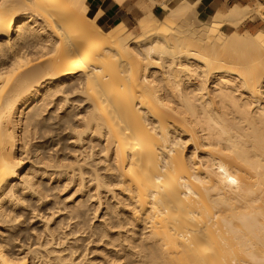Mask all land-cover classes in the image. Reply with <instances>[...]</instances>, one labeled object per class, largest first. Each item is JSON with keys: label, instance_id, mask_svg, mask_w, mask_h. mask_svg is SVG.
<instances>
[{"label": "bare ground", "instance_id": "6f19581e", "mask_svg": "<svg viewBox=\"0 0 264 264\" xmlns=\"http://www.w3.org/2000/svg\"><path fill=\"white\" fill-rule=\"evenodd\" d=\"M165 2L162 23L139 22L129 37L122 22L105 30L87 0H0V218L20 187L41 196L29 171L20 178L21 156L37 126L58 119L104 143L106 164L87 171L65 132L56 161L50 141L35 146L42 164L71 159L80 181L88 173L115 198L89 264H264V32L237 31L246 4L193 24L200 0ZM2 230L0 264H28ZM38 243L37 259L81 263Z\"/></svg>", "mask_w": 264, "mask_h": 264}, {"label": "rangeland", "instance_id": "374dc122", "mask_svg": "<svg viewBox=\"0 0 264 264\" xmlns=\"http://www.w3.org/2000/svg\"><path fill=\"white\" fill-rule=\"evenodd\" d=\"M223 1L224 6L222 8L209 9L204 8L203 4H201V2L203 1L200 0L198 5L195 7V14H193L195 16L191 17V22L193 23L194 20L192 19H195L199 23H208L214 14H224L230 10L231 6L235 5L236 3H241L251 6L252 8H254L253 11H255H252L249 14L248 18L238 26L237 31L242 34L264 32V21L258 16L257 10L260 3L263 4L262 7H264V0ZM256 2L257 4H259L257 5ZM167 4H169V2H167ZM255 4L257 5V8H255ZM162 5L165 10L162 8ZM164 5H166L165 0H130V7L128 8V11L130 12L131 16L127 20V24L130 28L129 37H133L136 34L138 30L137 23L139 22L154 20L159 24L162 23V21L167 18L166 14L169 13L167 11L168 9L166 8V6L168 5H166L165 7ZM89 14L90 16L92 15L91 12ZM167 16H169V14H167ZM173 18L174 20H178V18L176 17ZM194 23L197 24L196 21H194ZM109 27L110 26H104V29L107 30ZM230 29L231 28L226 25L222 27V30L225 33H229ZM59 124L60 122L58 119L51 120V122L42 121L37 126V130L35 131V133H33L34 136L32 135L34 140L32 141V136L30 137V148L29 145L27 146L28 152L26 151L25 153H23L25 155L21 156H24L25 159L23 164L24 168L20 172V178H22L24 171L25 173L29 171L33 180H38V184L42 186L38 188V191L39 189L43 188L46 192L41 189L43 190V195L40 193L41 196L39 195V197V193L34 194L31 192L30 194L29 191V193L25 192L27 189L22 190V187H20L17 194H19V192H22V195H18V199H21H17L18 201L16 199H7L3 203L4 205L1 208L5 212V215L9 216L6 217L2 212L5 217L3 219L0 218V231L2 229V232L5 231L3 232V235L6 232L7 235H13V238L11 236L9 237V239L12 238L11 240H9L7 237L4 238L6 240L8 239L9 241L7 248L12 252L19 253L20 256H25L27 258L28 264H52V262L45 257L46 255L43 251H41L42 254L44 253L45 255H41L43 258L38 255L41 252H39L38 254L35 253L38 256L37 259L36 255H34V252L31 251V248L33 246H30L32 243L35 244L39 242L40 244H45L46 247H50L51 249H55L56 247L57 250L66 248L69 250V252L72 251L73 259L76 258V261L80 260L81 263L78 264H89L93 263V258L95 260V258H98V256L102 253L101 251L103 249V245L108 239V236H106L105 238H103L104 240L101 241L100 236L102 235L104 228H106L104 227L103 222H105L106 220L108 221L109 219L108 215H105L106 217L103 216L105 213H107L106 210H108L111 203H113L115 200V198L112 199V193L106 192V190H100L101 192H96L95 182H92V179L88 173L84 174V179L80 181V178H78L80 177V174L77 171L78 168H75L77 169L76 172L72 171L78 164L76 163V165H74L75 163H73L72 165H70L71 163L69 162V160L71 159L67 160V163H65L63 166L56 164L57 162H54L56 161L57 156L60 154V151L58 150H61L60 148L61 146H63L62 140H65L66 138L68 139L67 143L70 142L68 143L69 149L67 148V151L71 149L68 154L70 153L69 155L71 156V151L77 148L73 151V157H71L79 160V164L84 165L85 171L91 169L94 166L103 167L106 164V161L104 160L106 156L104 154L105 152L101 150L103 149L104 143L102 142V140L98 141L96 139V136L89 133L84 134L81 141L77 140L76 136L72 134L73 130H71L70 128L72 122L65 124V126H61L62 128L60 127V129H58V127L62 125V123L60 125ZM58 131L59 133L65 132L64 136L66 137L64 139H60L62 141L61 143L57 142L59 141V138L55 139L58 135ZM69 131L71 132V135H69ZM53 138L55 140H53ZM74 139H76L77 141L75 140L74 142ZM46 140L47 142L50 141L48 142L50 143V146L48 147L51 151L49 152L48 149L49 154H47L49 156H52L54 161L53 163H50H52L53 166L50 163H45L44 165V160L42 164V159H40V156L42 155L40 154L41 148H39L40 150H38L37 148L40 147V145L42 146L43 144H45ZM31 141L33 144L31 143ZM35 146H37V151H35ZM37 153L40 156H37ZM55 164L61 167L55 168ZM20 178L17 181L15 180V182H19L21 180ZM39 180L41 183H39ZM78 205L81 207H79ZM74 207L77 208L75 209ZM77 209H79L80 212ZM93 217H95V219ZM5 218L6 221L4 220ZM102 218L103 220H101ZM107 221L105 222V224L107 223ZM46 227L47 230H45ZM0 235L2 236V233ZM0 239H3V237H0ZM80 258L83 259L81 260Z\"/></svg>", "mask_w": 264, "mask_h": 264}, {"label": "crops", "instance_id": "0c3cea01", "mask_svg": "<svg viewBox=\"0 0 264 264\" xmlns=\"http://www.w3.org/2000/svg\"><path fill=\"white\" fill-rule=\"evenodd\" d=\"M204 8H222L224 6L223 0H202ZM89 6V13L92 16L99 14L98 22L102 26H112L116 23L122 22L126 25L130 18V0H87ZM207 4V5H206ZM137 21V20H136ZM130 29V28H129Z\"/></svg>", "mask_w": 264, "mask_h": 264}]
</instances>
